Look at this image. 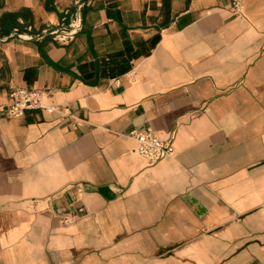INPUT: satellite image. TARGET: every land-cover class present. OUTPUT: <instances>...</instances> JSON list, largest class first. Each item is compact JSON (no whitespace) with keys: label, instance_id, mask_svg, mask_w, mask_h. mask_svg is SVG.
<instances>
[{"label":"crops","instance_id":"0c3cea01","mask_svg":"<svg viewBox=\"0 0 264 264\" xmlns=\"http://www.w3.org/2000/svg\"><path fill=\"white\" fill-rule=\"evenodd\" d=\"M0 264H264V0H0Z\"/></svg>","mask_w":264,"mask_h":264},{"label":"built area","instance_id":"2783aa9c","mask_svg":"<svg viewBox=\"0 0 264 264\" xmlns=\"http://www.w3.org/2000/svg\"><path fill=\"white\" fill-rule=\"evenodd\" d=\"M244 0H232L235 12H241ZM78 26V25H77ZM76 26L63 35L67 37L75 32ZM52 31H57L54 29ZM11 101L3 106V111L10 116H22L26 110L31 108H41L49 111H58L57 104L47 103L44 100V93L37 88L25 86H14L10 92ZM128 134L136 139L138 151L150 162H156L162 158L172 156L176 147L174 144L175 131L173 130L168 137H162L157 134L151 127H134L129 130ZM70 221L68 217L63 219Z\"/></svg>","mask_w":264,"mask_h":264},{"label":"water","instance_id":"95a60500","mask_svg":"<svg viewBox=\"0 0 264 264\" xmlns=\"http://www.w3.org/2000/svg\"><path fill=\"white\" fill-rule=\"evenodd\" d=\"M57 30H59V29L57 28Z\"/></svg>","mask_w":264,"mask_h":264}]
</instances>
